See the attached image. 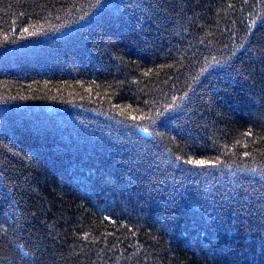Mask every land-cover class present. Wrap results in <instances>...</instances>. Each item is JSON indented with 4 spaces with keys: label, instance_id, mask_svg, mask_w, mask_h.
<instances>
[{
    "label": "trees",
    "instance_id": "16d2710c",
    "mask_svg": "<svg viewBox=\"0 0 264 264\" xmlns=\"http://www.w3.org/2000/svg\"><path fill=\"white\" fill-rule=\"evenodd\" d=\"M0 264H264V0H0Z\"/></svg>",
    "mask_w": 264,
    "mask_h": 264
},
{
    "label": "snow or ice",
    "instance_id": "6c2138e0",
    "mask_svg": "<svg viewBox=\"0 0 264 264\" xmlns=\"http://www.w3.org/2000/svg\"><path fill=\"white\" fill-rule=\"evenodd\" d=\"M25 31H28L27 29H25ZM30 34H35V33H30ZM132 119H136L135 117H133ZM142 131H144L145 133L148 132L147 128H143ZM177 161H181V158L179 156L176 157ZM184 164L190 165L192 167H198V168H205V167H213L215 166L211 161L209 160H203V159H192V158H188V159H184L181 161Z\"/></svg>",
    "mask_w": 264,
    "mask_h": 264
}]
</instances>
